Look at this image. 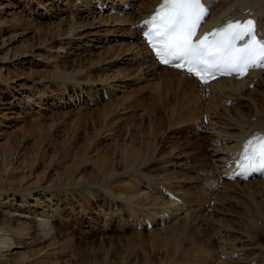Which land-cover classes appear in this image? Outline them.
<instances>
[{"label":"rangeland","instance_id":"374dc122","mask_svg":"<svg viewBox=\"0 0 264 264\" xmlns=\"http://www.w3.org/2000/svg\"><path fill=\"white\" fill-rule=\"evenodd\" d=\"M36 1L35 9L34 6H32V9L36 11V15L41 16L43 11L37 8V4L45 0ZM58 1L61 3V0H52L51 2L56 3ZM69 1L73 5L74 1L65 0V2L62 1V6ZM0 2L2 1L0 0ZM12 3L14 4L15 0H3L4 7ZM9 10L7 8V11ZM12 12L19 13V16L26 15L23 5H17ZM24 15L19 20L21 21L20 24L24 22L22 28L26 27L25 25L27 24L26 16L24 17ZM57 24L58 21L56 20H44L42 16H36L33 28L29 26V29L32 31L29 30L30 33L26 31L28 34L23 37V41L28 40L27 42L38 45L42 33H45L48 29L52 30L54 25L56 26ZM19 30L18 32L22 33V30ZM47 41L49 43L51 39L47 38ZM36 54L37 56L40 55V57L46 56L43 51ZM78 54L73 52L71 55H63L57 59L51 57V59L48 58L47 63L34 60L31 62L29 60L26 64H21L18 67L19 70L13 71L9 69L8 72L12 78L19 76L21 79L18 82L20 88L18 87L15 90L18 94L13 92L10 87L5 88L4 86H0L2 88L0 89V98L2 96V99L8 100L11 94L14 93L20 98L17 103H19V108L21 109H18L19 114H21L16 128H10L8 124L1 127L5 133L2 136L4 138L2 143L5 142V145H2V149L6 152L5 156H7H2L5 161L2 160L5 165H11L9 167L10 171L8 169L7 173L3 174L2 182L0 180V192L5 191L9 195L8 198L0 195V228H5L4 232L8 234L12 233V237L13 235L15 237L17 234L22 236V233L17 232L16 234V232H12V228L15 231L17 228L14 224L9 226L10 224H8L9 222H7L8 220L3 213L7 211V205L21 204L22 198L25 197L21 192L25 193L27 189L32 188V197L26 198V204L22 210L41 211L40 209L42 208V211L50 215L53 206L56 205L55 208H58V214L50 217L53 221L49 219V223L53 228L58 229L54 234L49 233V238L51 237L50 241L48 240L49 243L48 241H46L47 243L40 241L39 235L41 233L43 236V231L40 227V229L37 227L38 224L34 220V222L30 220L26 225L28 227L27 231L32 232L30 233V237L26 236L30 239L28 241L30 245H26L27 247L20 251L22 255H20L21 257L18 256L19 258L16 257L18 259L14 258L12 261L8 257H0V264L3 261H8L7 264H177L176 262L184 263L183 253L189 251L190 253L187 256L189 258L193 256V252L201 251L202 248L203 251L212 252L214 260L218 257L219 259L225 258L223 262L226 263L228 258H226L227 255L226 257L222 256L221 245L217 242L218 234L216 230L218 229L216 227H223L225 231L231 232L232 230L241 231L246 225L243 232L245 229L249 232L245 231L247 234L242 233L244 236H249L253 232L250 231L252 224L248 221L249 217H257L258 212H260L258 209L261 210L264 207V203H262L264 202V189L262 186L259 188L254 187L253 190L251 188V191H236V195L233 196L236 199L227 200V204H224L225 200L219 199L217 208L218 210L223 209V215L212 217L213 214L205 211L203 203V205H198L200 202L198 203L196 197L199 195L197 192L201 194L208 188L207 185H213L210 174L212 176L215 174L214 171L209 172L213 170L211 167L213 158L205 139L202 137L203 132L197 128L196 130L183 126L173 134L169 133V136H167L171 118L164 112L163 105L159 101H155L157 99L154 94L152 95L151 92L141 93L139 90L140 85L136 83L129 85L130 88L128 90L130 92L125 96L126 98L132 95L130 100L132 103L130 105L133 107L132 110H136L135 113L121 124L115 125L111 120L110 122L105 121L110 110L116 107L118 103L121 104L122 100H118V102L116 98L98 96L95 94L96 91L94 89H81L77 85H72L74 79H71L72 81L67 80L69 83L62 82V77L68 73L72 75L76 74V76H72L76 77L74 82L95 80L100 76L101 72L99 70H86L90 59H95V57L92 56L91 58L88 54L86 56ZM40 57H36V60L40 59ZM53 59L54 61L52 62ZM77 69L86 70V72L82 71L80 73V71L77 74ZM127 69V72L134 74L137 67H128ZM102 91L104 90L100 92ZM40 93H44V101H40V97L37 99L39 95H43ZM86 93L93 94V104L83 103L75 107L70 102L71 96L74 99H80L78 95L83 94L86 96ZM117 97L119 98L120 96L118 95ZM29 101L30 104L35 103V106H32L34 108L32 110L28 108L30 105H28ZM42 102V108L45 109L39 110L36 103L39 105ZM107 130H110L109 132L112 135L110 140L105 141L101 137L108 133ZM130 146L132 148L129 150L139 152L140 156L145 158V163L141 165L137 163L135 166L133 164L134 167L130 165L131 168L129 164L127 165L128 159L125 156L124 149L127 151ZM90 148H94L96 153L102 158L100 160L105 162L109 169L112 168L110 169L112 176H108L107 178L99 175L92 166H89L90 168H83L79 172V176L77 175L76 168L78 163L80 164L81 157L89 154ZM179 154L186 155L184 166H175L174 168L165 165V162H168L166 160L173 155ZM168 156L170 157L168 158ZM16 162L21 164L19 165ZM16 165L20 167L15 171L14 167H17ZM31 173L38 177L40 176L38 178L39 182L36 178L31 180L26 179V175ZM77 176L84 178L85 181L82 180V182H85L84 185L86 186L81 187L77 184ZM213 179H217V175ZM151 182L153 185H160L158 187L164 188V191L169 190L172 193L183 191L184 193H189L187 198L181 194L185 196V201L189 200V204L191 203L190 206L193 213H190V219L188 218L187 220L180 216L181 218L177 219V226L166 228V225H164V228H161L147 222V217H149L150 213L147 214L145 211L140 212V210L131 207V209L138 213L134 216L136 219L132 218L129 215V212L131 213L128 209L130 208L128 207L129 205L118 201V197L128 195L126 192L129 185L136 186L135 184H138L146 187ZM51 185H56L54 187L55 190L52 192H43V189L41 190V188L51 187ZM178 185L181 186L177 187ZM13 192L16 194L15 196L12 195ZM257 192L260 194H257ZM153 195L161 196L160 192L159 194L157 192L153 193ZM51 196L53 199L51 200L52 202H49ZM247 196L249 199H247ZM160 198L165 199L164 202L167 203L173 199L165 193ZM191 198H193V201ZM232 200H235V203ZM256 200L258 203L262 201V205L260 204L261 208L257 207L258 203ZM220 201H224L223 205H221ZM29 203L32 205L31 209H27L29 208ZM253 203L254 205H252ZM229 204L230 207L228 206ZM192 214H194V217ZM260 214L262 213L258 215ZM243 215L247 217L244 218ZM38 219L40 220L41 218L39 217ZM257 224L263 230L260 229L262 230L260 235L255 233L246 238V240H249L245 244H250L249 247H251L249 250L251 252L248 251V259H250L251 263L264 264V259L262 258L264 257V250L257 247L258 245L264 246V226H262L263 223L261 221H258ZM225 238L227 237H222V240ZM228 238L231 239L233 237L230 236ZM245 244L243 246H247ZM224 246L227 247L228 245ZM252 247H256V249ZM178 248L184 252L181 253L182 251ZM179 253L183 256V259ZM166 255H170L171 258ZM191 259L196 261L192 257L185 259V261H192Z\"/></svg>","mask_w":264,"mask_h":264},{"label":"bare ground","instance_id":"6f19581e","mask_svg":"<svg viewBox=\"0 0 264 264\" xmlns=\"http://www.w3.org/2000/svg\"><path fill=\"white\" fill-rule=\"evenodd\" d=\"M1 1H2L0 2V86L1 87L3 86L5 88L10 87V89L13 92H16V94H18V92L15 90L18 87L20 88L18 82L21 79L19 76H18L19 78L18 77L12 78L8 70L9 69H12L13 71L19 70L18 67L21 64L22 65L26 64V62L29 60H31V62L32 60H34L37 62L47 63L48 58L51 59V57H53L57 59L58 57L60 58L63 55L64 56L71 55L73 54V52L83 54L85 56L86 54H88L91 56V58L92 56L95 57V59L93 58L92 60L90 59V62L87 65L86 70L87 71L88 69L89 70L92 69L94 71L99 70V72H101L100 76H98L95 80H88L86 82L85 81L74 82L76 80V77H72V76L74 75L76 76V74L72 75L71 73H68L65 74L66 76L62 77V82L69 83L67 80L74 79L72 85L73 84L77 85V87H80L81 89L83 88L88 90L94 89V91H96L95 94H97L98 96H104L105 98H110V97L116 98L117 101L122 100L121 104L118 103L116 107L110 110L109 115H107V117L105 116L106 117L105 121L110 122L111 120L115 125L121 124L132 114L135 113L136 110H132L133 107L132 105H130V103H132V101H130L132 95H129L126 98L125 96L130 92L128 90L130 88L129 85L131 83H136L137 85H140L139 90L141 91V93L151 92L152 95L154 94L155 98L157 99L155 101H159V103L163 105L164 112H166V114L171 118L169 132L167 136H169V133L173 134L175 131L182 128L183 126L191 127L192 129L197 128L198 130H201L203 132L202 137L205 139L214 161V162L211 161V165H212L211 167L213 168V170L209 172L214 171L215 172L214 176L217 175V179H213L214 176L210 174L213 185L211 186V184H209L207 185L208 188H206L203 193L200 194L199 192H197L199 195H197L196 193L195 194L197 195L196 197L198 203L200 202V204L198 205L204 204L203 206L205 211L213 214L212 217L213 216L219 217L220 215H223L222 213L223 209L218 210L217 208L219 199L225 200V202L224 201L223 202L224 204H227L228 203L227 200L232 199L233 196L236 195V191L238 190L244 192V191H249L251 188L253 190L254 187L259 188L260 186H262V188L264 189V180H255L249 182H239V181L233 182L227 178L228 176L233 174L232 172H234L235 169L239 166L237 159L241 155V152L244 149L247 142L249 140H255L258 137H264V66H262L260 70L250 73V75L245 79L242 80H237L236 78L219 79L207 86L199 84L194 78H192L190 75L186 74L185 72L176 71L173 69L159 66L155 62V60H153V56H151V53L148 51L146 45L144 44V41L142 40V34L143 31L146 28H148V26L144 22L151 18L152 14L156 11V8L159 6L162 0H72L74 1V3H72L73 5H71L70 4L71 1H69L64 6H62V1L65 2V0H61V3L60 1L56 3L51 2L52 0H45L46 2L41 1L42 3L38 2L40 4H37L38 5L37 8L43 11V13L41 14L42 19L50 20V21L52 20L58 21V24L56 26L54 25L52 30L48 29V31L42 33V35L39 38L40 42L38 43V45L33 44L32 42H27L28 40L23 41V37L26 36L28 33H30L29 30L32 31L31 29H29V26L31 27L34 26V21L36 19V16L41 17L40 15H36L37 14L36 11H33L32 9V6H34L35 9V3L37 1L15 0L14 4L13 3L9 4V6L5 5L6 7L3 6V0ZM205 4L210 9L211 14L206 20V24H204L202 28V33L211 32L215 28L222 27L229 19L239 16V17H243L244 20L254 19L257 25L258 36L260 39H264V0H205ZM17 5L20 6L23 5L25 9L24 13H26V15L24 14L23 15L24 17L26 16L25 18L27 23L25 25L26 27L22 28L24 22L22 21L23 24H20L21 21H19L20 17H22L23 15L19 16V13L12 12V10L15 9ZM7 8L10 10L7 11ZM246 10L248 14H245ZM19 29L22 30V33L18 32ZM26 31H28V33ZM47 38L51 39L49 43L47 41ZM40 51H43L46 54V56L45 57H40V55L37 56L36 53ZM85 56L83 57L85 58ZM36 57H40V59L36 60ZM53 61L54 59L52 60V62ZM128 67H137L136 73L131 74L127 72ZM77 70H78L76 72L77 74L80 71H81L80 73H82V71L86 72V70H81V69L80 70L77 69ZM101 90L104 91L100 92ZM40 94L43 95H39L37 99L40 97V101L41 100L44 101L45 100L44 93H40ZM118 95L120 96L119 98L117 97ZM78 96L80 97V99L79 98L74 99L73 96H71L70 98V102L73 105H75V107H78L83 103L86 104L94 103V96L92 93L91 94L86 93V96H84L83 94H79ZM10 98L12 99L10 100ZM19 100L20 98L14 93L11 94L8 100L5 98L2 99V96L0 98V180L1 182H2L3 174L6 171H8L11 165V164L9 166L5 165L4 163L5 160L4 158H2V156H5L6 152L2 149V145L3 144L5 145V142L2 143L4 141L3 140L4 138L2 136L5 133L2 131L1 127L2 125L4 126L7 124L8 126L10 125V128L17 127L16 124H18L17 122L21 114V113L19 114V110H18L20 109L19 103H17ZM29 104L30 101L28 105ZM34 104L35 103H31L28 108L30 110L34 109L32 108ZM36 105L39 108V110L45 109L42 108L43 102L39 105L38 103H36ZM175 116L177 117V120ZM109 131L110 130H107L108 132L107 134L104 133L105 135L101 137L102 140L105 141L110 140L112 134ZM130 148L132 147L131 146L128 147L127 151L124 149L125 156L129 162V163L127 162V165L129 164V166L130 165L133 166L134 164L135 166V164L137 165V163H139L140 165L145 163L144 161L145 158L141 157L139 152L135 150H129ZM89 150H90L89 154L87 156L81 157L80 164L78 163V166L76 168L77 175L79 176L80 174L79 172L83 168L85 167L90 168L89 166H92L98 172L99 175H102L107 178L108 176H112V173L110 171V169L112 168L109 169L107 164L102 160H100L102 158L100 157V155L96 153L94 148L92 149L90 148ZM169 157L170 156H168V158ZM185 160H186V155L183 154L173 155L168 160H166L168 162H165V165L174 168L175 166H184ZM20 164L21 163H19V165ZM229 164L232 165L230 169L227 168L229 167ZM19 167L18 166L14 167L15 171L18 170ZM78 176L76 177L77 180L75 179L76 182H78L77 184L80 185L81 187L86 186L84 185L85 182H82L84 178ZM39 177L37 175H33V173L26 175V179L31 180L36 178L38 182H39L38 180ZM151 184L152 182L148 183L146 187L138 184H135L136 186L129 185L127 186V192H126V194L128 195L125 194L126 196L124 197L123 196L118 197V201L129 205V206L127 205L128 207H130L128 209L131 211V213L129 212V215H131L132 218L136 219V217L134 216L138 213L135 212L133 209H137L140 210V212L145 211L147 214L150 213L149 217H147L148 220L147 222H149L153 226H160L161 228H164V225H166V228L177 226L178 225L177 219L180 216L188 220V218L191 216L190 213H193V210L191 209L192 207L190 206L191 203L189 204L190 201L189 200L185 201L186 199L184 200V198L185 196L187 198L189 196V193H184L183 191L172 193V191L171 192H169V190L164 191V188L158 187L160 185L157 186ZM55 186L56 185L53 186L51 185V187L47 186L45 188H41V190L43 189L42 190L43 192H48V191L52 192L53 190H55L54 188ZM180 186L178 185L177 187ZM87 189H88V185H87ZM31 190L32 188L27 189L26 190L27 192L25 193L21 192L25 195V197L22 198L21 204L16 205L15 203L14 204L15 207L14 205L9 204L7 205L6 208L7 211L3 213L8 220L7 222H9L8 224H10L9 226L14 224L15 227L17 228V230L15 231L11 227L13 230L12 232H16V234L17 232L22 233L21 234L22 236H20V234L19 235L15 234L16 236L14 237L13 235L12 237V233L8 234L4 232L5 228L2 229L0 228V257L2 258L8 257L10 260H12L18 256L21 257L20 255H22V253L20 251L25 247H27L26 245L28 246L30 245V243L28 244V241L30 239L26 237V236L30 237L31 236L30 233H32L27 231L28 227L26 225L28 221L34 220L38 224L37 227L41 228V230L43 231V236L40 233L39 239L43 243H45L48 240L50 241L51 237L49 238L50 236L49 233L54 234L56 233V230H58V229H54L53 226L49 223L50 217L58 214L57 211L58 208L57 207L55 208L56 205L52 207V211L50 212V215L49 213L47 214L45 211H42L43 210L42 208L40 209L41 211L22 210L25 207L27 200L26 198L32 197L33 191L31 192ZM158 191L160 192L161 195L160 197H163L165 193L166 195H170V197L173 199L168 203L164 202L165 199H161L159 195L158 196H156L157 194L155 196L153 195V193L155 194L156 192L159 194ZM181 193L185 196H183ZM258 193L259 192H257V194ZM0 195L4 196V198L9 197L8 193L5 191H1ZM12 195L15 196L16 194L13 192ZM193 198H191L192 201ZM52 199L53 198L51 196L49 202H52L51 201ZM247 199H249V197ZM212 202H214L215 205ZM220 202L221 205H223V202L222 201ZM261 202L259 203L257 202L258 203L257 207L261 208L260 206ZM29 204H30L29 208L27 209H31L32 205L31 203ZM252 205H254V203ZM228 206L230 207V204ZM131 207L133 209H131ZM263 208H261L262 211L258 209V211H260L258 212V214L259 213L263 214V215L257 214L258 218L256 216H255L256 218L254 216L251 218L249 217L250 220L246 218L252 224V228L250 231L253 232H251L249 236H252L255 233L260 235V232L263 230L262 227H259L257 224L258 221H261L263 223L262 226H264ZM193 215L194 214H192V216ZM39 217L41 218L40 220L38 219ZM245 217L247 216H244V218ZM200 219L202 218L200 217ZM242 222L240 223L242 224ZM39 229L37 230L41 231ZM216 229H218L216 230L218 234L217 242L219 243V245H221V250L223 252L222 256L226 257L227 255L226 258H228L226 263L223 262L225 258H222L223 259L222 260L219 259L218 257L217 259L214 260V257H212L213 256L212 252L210 253L209 251L206 250L203 251V248L201 249V251L199 250L198 252L194 250L195 252H193L192 254L193 256L191 257L194 258L196 261L192 259H191L192 261L189 260L185 261V259L191 258V257L187 258L190 252L187 251L183 253L184 251L178 248L180 249V251H182L181 253H183L182 255L184 256V259L183 256H181L180 253L179 254L184 260V263H180V262H176V263L177 264H252L250 259H248V251L251 248L249 247L250 244L249 245L245 244L248 242L247 240H249V239L246 240V238L249 237L248 235H246L247 234L246 232H249L246 231L247 229H245L246 232L245 231L243 232V229L241 231L232 230L231 232L225 231L223 227L222 228L216 227ZM23 231L25 235L23 234ZM242 232L246 233L245 235L247 237L244 236ZM230 236H232L233 238L231 239L228 238ZM222 237H227L228 239L225 238L222 240ZM244 244L247 245L249 248L247 246H243ZM224 245H228V246L225 247ZM257 247L264 250V246L262 245H258ZM252 248L256 249V247H252ZM170 255L168 256L166 255V256L170 257ZM262 258L264 259V257ZM7 263L8 261L6 262L3 261L2 264H7Z\"/></svg>","mask_w":264,"mask_h":264},{"label":"snow or ice","instance_id":"6c2138e0","mask_svg":"<svg viewBox=\"0 0 264 264\" xmlns=\"http://www.w3.org/2000/svg\"><path fill=\"white\" fill-rule=\"evenodd\" d=\"M208 14L205 0H162L144 22V36L161 63L186 69L205 83L216 73L243 76L264 66V41L256 38L253 20L228 22L197 39ZM239 41L245 42L238 46ZM243 161L245 170L264 168V137L247 142Z\"/></svg>","mask_w":264,"mask_h":264}]
</instances>
